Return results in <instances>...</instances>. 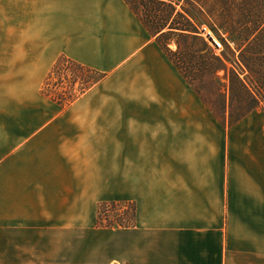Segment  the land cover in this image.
I'll return each mask as SVG.
<instances>
[{
	"label": "crops",
	"instance_id": "0c3cea01",
	"mask_svg": "<svg viewBox=\"0 0 264 264\" xmlns=\"http://www.w3.org/2000/svg\"><path fill=\"white\" fill-rule=\"evenodd\" d=\"M61 57L107 76L57 103ZM0 264H264V109L224 125L126 0H0Z\"/></svg>",
	"mask_w": 264,
	"mask_h": 264
},
{
	"label": "trees",
	"instance_id": "16d2710c",
	"mask_svg": "<svg viewBox=\"0 0 264 264\" xmlns=\"http://www.w3.org/2000/svg\"><path fill=\"white\" fill-rule=\"evenodd\" d=\"M183 76L214 115L233 125L264 103V0H126ZM207 18V22L203 21ZM207 24L226 51L239 53L238 63L258 75V88L250 86L237 70L230 85L219 91V103L204 99L195 79L202 81L225 69L224 60L201 36ZM176 37V50L171 43ZM235 47L232 49L231 45ZM225 57V55H224ZM106 74L61 57L49 73L42 93L53 101L74 102L106 78ZM136 205L132 202H101L98 223L105 228H133Z\"/></svg>",
	"mask_w": 264,
	"mask_h": 264
},
{
	"label": "rangeland",
	"instance_id": "374dc122",
	"mask_svg": "<svg viewBox=\"0 0 264 264\" xmlns=\"http://www.w3.org/2000/svg\"><path fill=\"white\" fill-rule=\"evenodd\" d=\"M204 22H207V18H203ZM201 36L212 46L217 54L221 56L224 60L225 69L219 70L216 74L207 76L202 81L199 79L194 80V84L197 86L201 96L206 99L212 101L214 104L219 103L218 92L225 91L230 85L229 76L231 70H237L241 73V77L246 79L250 86L258 88L260 82L258 80V75L251 73L245 66L240 65L238 63V55L239 53H231L229 54L226 51V48L223 46L222 42L217 38V36L212 32L210 27L207 24L202 25L201 29ZM211 33L214 38L220 44L218 47L214 46L213 43L208 38V34ZM176 37H174L171 48L176 50ZM235 46L232 44L231 48L233 49ZM225 55V57H224ZM264 109V103L260 104ZM98 226L101 227L98 223ZM105 228V227H102ZM105 229H124V228H105Z\"/></svg>",
	"mask_w": 264,
	"mask_h": 264
},
{
	"label": "water",
	"instance_id": "95a60500",
	"mask_svg": "<svg viewBox=\"0 0 264 264\" xmlns=\"http://www.w3.org/2000/svg\"><path fill=\"white\" fill-rule=\"evenodd\" d=\"M208 38L210 39V41L213 43L214 46L216 47L219 46L218 41L214 38V36L211 33L208 34Z\"/></svg>",
	"mask_w": 264,
	"mask_h": 264
},
{
	"label": "built area",
	"instance_id": "2783aa9c",
	"mask_svg": "<svg viewBox=\"0 0 264 264\" xmlns=\"http://www.w3.org/2000/svg\"><path fill=\"white\" fill-rule=\"evenodd\" d=\"M220 45V44H219Z\"/></svg>",
	"mask_w": 264,
	"mask_h": 264
}]
</instances>
